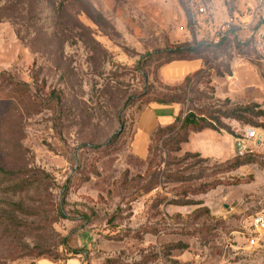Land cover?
I'll return each instance as SVG.
<instances>
[{
    "label": "rangeland",
    "instance_id": "obj_1",
    "mask_svg": "<svg viewBox=\"0 0 264 264\" xmlns=\"http://www.w3.org/2000/svg\"><path fill=\"white\" fill-rule=\"evenodd\" d=\"M202 1L0 0V167L50 176L21 191L0 179V264H69L64 243L82 251L79 264H264V236L247 244L251 217L264 212L263 116L222 118L238 136L252 127L262 139L251 146L256 161L233 170L179 153V137L162 142L175 127L145 160L130 148L139 111L180 93L160 77L165 58L149 54L217 23ZM227 2L229 17L250 20L254 0ZM212 27L203 40L217 35ZM237 52L264 80V49ZM203 56L222 71L234 55L228 45ZM209 74L191 82L186 109L264 110L224 106Z\"/></svg>",
    "mask_w": 264,
    "mask_h": 264
},
{
    "label": "crops",
    "instance_id": "obj_2",
    "mask_svg": "<svg viewBox=\"0 0 264 264\" xmlns=\"http://www.w3.org/2000/svg\"><path fill=\"white\" fill-rule=\"evenodd\" d=\"M217 2L216 0L209 2L217 18V23L212 24V26H216V31L229 17L225 11V5L228 4L227 0H217ZM244 18L247 19V17ZM242 20L238 21L235 34L240 41L244 42L250 39L253 30L248 26L251 24L250 20L245 23ZM212 26L210 23V26L202 29L201 37L205 36V33L209 34ZM200 35L197 38L198 41L203 40ZM212 38L210 36L207 40L211 41ZM204 67L205 63L202 59L176 60L161 67L160 77L165 83L180 84L186 76ZM230 68L231 74L224 76L216 74L213 68L210 69L212 72L210 83L214 87V97L220 100L229 99L238 103H263L264 80L256 65L246 58L234 57L230 61ZM185 114L184 104L178 102L168 104L156 102L143 107L135 119L130 143L132 153L137 158L147 159L156 133L159 130L165 131L172 127H175L173 131H176ZM235 141L236 137L226 131L204 128L199 131H190L187 141L180 144L178 152L181 154L197 153L206 159L225 162L237 155ZM69 264H79V262L76 259H71Z\"/></svg>",
    "mask_w": 264,
    "mask_h": 264
},
{
    "label": "trees",
    "instance_id": "obj_3",
    "mask_svg": "<svg viewBox=\"0 0 264 264\" xmlns=\"http://www.w3.org/2000/svg\"><path fill=\"white\" fill-rule=\"evenodd\" d=\"M207 4L206 2L200 0V3ZM232 35L231 39L228 38H222L218 44H213L209 40H194L192 43H184V44H179L174 47H170L164 50H159L156 51L155 53L149 54L150 57H153L155 55H162V57L165 58V61L163 64L160 66V69L163 65L170 63L172 61L176 60H192V59H202L205 63V67L193 74H190L184 78V80L179 84L177 89H180V93L177 94H169V95H164L163 98H160L156 100L157 103H184L186 100L187 95L189 92L192 91L191 87V82L194 80L197 82V78H199L201 75H206L209 76V71L210 69H214L215 73L224 76L226 74L230 75L231 74V68H230V61L234 57H242L240 55V52H237L238 49H241L243 47L247 46H253L255 49H257V40L252 37L244 42L240 41L238 37L236 36L235 32H230ZM229 45L230 49L232 50V53L234 56H230L227 58V67H223L222 71L217 70V67L210 65V62L208 59H206L203 56V52L208 50V49H213V50H219L221 48H226ZM245 58V57H242ZM210 82V78L207 80ZM224 106H228L231 104V101L229 99L224 100ZM257 109V111H255ZM263 116L264 117V110L260 108L258 104L250 103L246 105L245 107H234L229 110H225L224 112H214L211 111L208 114H205L203 111H198L195 108L189 106L186 109V114L184 118L181 120V124L178 127L176 131H172L168 136L165 138H161L162 142H168L170 140H174L176 137H179V140H177V148L176 150H180V144L182 142H186L188 139V135L190 131H199L204 128H210L216 131H226L233 136L240 137L241 135H237L234 131L231 130V128L225 124L222 121V118L224 119H234L237 120L241 123L245 124H252L253 119L251 116ZM264 127V126H262ZM163 130H159L156 133L155 139L159 136L162 135ZM154 139V140H155ZM252 152H246L243 155H236L230 160L225 161V163L229 166V170L236 169L244 164L247 163H252L255 162L256 160L253 158L251 155ZM189 155H194L195 157H200L202 159H206L201 157L197 153H186ZM20 174V171H11V170H6L2 167H0V179L1 180H9V182L13 183L12 188L15 191H21L24 189H29L33 186H35L40 180H47L50 178L49 174H47L45 171H40L38 175L31 177V178H18ZM39 180V181H38ZM218 183H207L205 184V189L208 190L210 188H214ZM198 191H202L201 188L199 187L197 189ZM67 192V188H64V191L62 193V199L64 200V196ZM58 213L61 217H64L65 215L63 214V207H60L58 210ZM63 246L66 248V250L70 253L69 259H75V257L78 254H82L81 250L77 249H71L67 247V244L64 243Z\"/></svg>",
    "mask_w": 264,
    "mask_h": 264
},
{
    "label": "built area",
    "instance_id": "obj_4",
    "mask_svg": "<svg viewBox=\"0 0 264 264\" xmlns=\"http://www.w3.org/2000/svg\"><path fill=\"white\" fill-rule=\"evenodd\" d=\"M204 7H199V13H203ZM250 22L253 26L251 37L257 40V48L264 49V0H254V6L250 7L249 11ZM237 19L234 16L228 17L219 27L217 35L212 38L213 44H218L222 38L231 39L230 32H235ZM260 139L258 131L255 128L247 127L240 137L236 138L237 155H243L246 152H252L251 146H256ZM262 141V139H261ZM251 234L247 239L248 246L256 247L263 240L264 236V212L254 214L250 219Z\"/></svg>",
    "mask_w": 264,
    "mask_h": 264
},
{
    "label": "water",
    "instance_id": "obj_5",
    "mask_svg": "<svg viewBox=\"0 0 264 264\" xmlns=\"http://www.w3.org/2000/svg\"><path fill=\"white\" fill-rule=\"evenodd\" d=\"M257 144H258V145L261 144V136H260V139L258 140Z\"/></svg>",
    "mask_w": 264,
    "mask_h": 264
}]
</instances>
